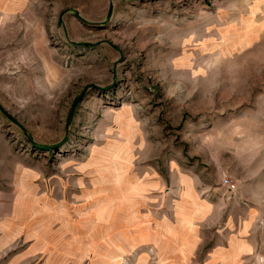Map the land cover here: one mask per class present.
I'll return each mask as SVG.
<instances>
[{"label":"rangeland","instance_id":"374dc122","mask_svg":"<svg viewBox=\"0 0 264 264\" xmlns=\"http://www.w3.org/2000/svg\"><path fill=\"white\" fill-rule=\"evenodd\" d=\"M244 166L264 0H0V264H212Z\"/></svg>","mask_w":264,"mask_h":264},{"label":"crops","instance_id":"0c3cea01","mask_svg":"<svg viewBox=\"0 0 264 264\" xmlns=\"http://www.w3.org/2000/svg\"><path fill=\"white\" fill-rule=\"evenodd\" d=\"M225 170L234 177L233 170ZM242 171L236 175L238 195L227 201L224 196V247L218 246L212 264H264V173L254 166Z\"/></svg>","mask_w":264,"mask_h":264},{"label":"built area","instance_id":"2783aa9c","mask_svg":"<svg viewBox=\"0 0 264 264\" xmlns=\"http://www.w3.org/2000/svg\"><path fill=\"white\" fill-rule=\"evenodd\" d=\"M223 182L225 184H227L230 187L229 189H231V190H233L234 188H236L235 182L231 178H229V177H225L223 179Z\"/></svg>","mask_w":264,"mask_h":264},{"label":"clouds","instance_id":"9594fccd","mask_svg":"<svg viewBox=\"0 0 264 264\" xmlns=\"http://www.w3.org/2000/svg\"><path fill=\"white\" fill-rule=\"evenodd\" d=\"M176 84H177V83H173L172 85H170V87H173V88H174Z\"/></svg>","mask_w":264,"mask_h":264}]
</instances>
